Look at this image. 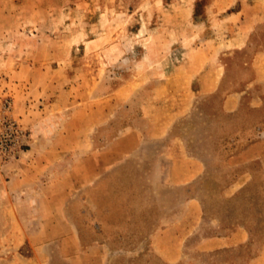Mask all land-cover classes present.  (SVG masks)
Returning <instances> with one entry per match:
<instances>
[{
  "label": "rangeland",
  "instance_id": "374dc122",
  "mask_svg": "<svg viewBox=\"0 0 264 264\" xmlns=\"http://www.w3.org/2000/svg\"><path fill=\"white\" fill-rule=\"evenodd\" d=\"M259 48L264 0H0V264L262 261L264 108L222 110Z\"/></svg>",
  "mask_w": 264,
  "mask_h": 264
},
{
  "label": "crops",
  "instance_id": "0c3cea01",
  "mask_svg": "<svg viewBox=\"0 0 264 264\" xmlns=\"http://www.w3.org/2000/svg\"><path fill=\"white\" fill-rule=\"evenodd\" d=\"M254 33H233L232 46L234 50H248L251 48L252 38ZM248 68L253 71V74L248 80L239 88L227 92L222 101V110L230 113L236 112L241 109L245 101L255 109L264 108V48H259L254 53V56L246 62ZM218 84L213 83L209 86L206 79H203L197 88V91L205 95L209 92L214 91ZM166 230V229H165ZM168 231V228H167ZM250 239V234L246 227H235L232 232L225 236H204L200 240L201 249L204 251H212L225 247H233L239 244L245 243ZM166 246L177 244L176 240L169 239L165 242ZM164 244V245H165ZM185 240L180 242V245L184 246ZM167 258L170 262H178L184 258L185 253L173 255V253H167ZM264 262V258H262ZM260 257H256L250 264H261Z\"/></svg>",
  "mask_w": 264,
  "mask_h": 264
}]
</instances>
